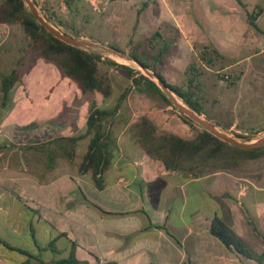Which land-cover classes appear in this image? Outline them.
<instances>
[{
	"label": "crops",
	"instance_id": "crops-1",
	"mask_svg": "<svg viewBox=\"0 0 264 264\" xmlns=\"http://www.w3.org/2000/svg\"><path fill=\"white\" fill-rule=\"evenodd\" d=\"M133 1L74 0L80 37L128 50L130 38L141 43L161 24L173 25L180 35L163 71L177 72L193 54L198 23L180 22L173 0L149 4L136 23ZM10 29L0 43V85L3 76L17 74L7 97L0 93V264H54L70 255L83 264H256L227 248L210 226L219 218L264 254V158L196 175L197 163L167 169L141 146L142 118L158 135L185 140L201 131L195 124L120 75L118 93L113 85L109 97L82 93L58 65L31 53L19 26ZM94 109L113 113L89 128ZM96 130L110 154L97 176L101 188L91 170H79Z\"/></svg>",
	"mask_w": 264,
	"mask_h": 264
},
{
	"label": "trees",
	"instance_id": "trees-1",
	"mask_svg": "<svg viewBox=\"0 0 264 264\" xmlns=\"http://www.w3.org/2000/svg\"><path fill=\"white\" fill-rule=\"evenodd\" d=\"M68 1L65 2V5L68 11H71ZM235 1L242 9H246V5L242 0ZM70 3H73V1L71 0ZM34 4L36 5L35 2ZM149 4L156 6V2L147 0V2L142 3L136 10V23L138 22L140 13ZM42 10L47 12L44 7ZM153 14L158 15V11L156 9L153 10ZM51 17L54 18V15L50 14L44 18L48 23L52 24ZM257 17L258 13L254 10L250 12L246 11L247 25L258 34H264L256 23ZM0 22L10 26H19L27 39L31 53L36 57L58 65L62 74L74 81L82 93L99 92L103 97L110 96L111 86L106 77L100 72V63H104L105 65L114 67L121 76L130 80L133 89L137 92L149 98L160 100L165 105L173 107V104L168 100L158 85L152 79L146 77L139 69L118 63L108 57L102 60L103 56L100 54L69 46L50 35L33 19L22 0H0ZM136 23L135 25H137ZM165 27L168 29V25L165 24ZM169 28L170 31L164 35L161 32V27H159L141 43H134L132 38H130L128 41V54L141 67L154 72L187 108L199 116H204L206 120L212 121L213 118L206 110L205 105L210 101L214 103L215 101L211 100L212 97L205 90L201 78L207 74L208 70L212 71L214 68H217L218 64H220V69L226 66L227 60L215 48L200 46V49H197L196 46L195 52L191 55V60L185 69L184 83L181 85L169 84L161 72L165 64L166 55L172 49L176 40L173 35L176 30L171 26ZM112 46L118 49L117 46ZM259 60L263 61L264 56L259 58ZM200 68L204 69V71H200ZM226 77L228 78L229 76ZM16 80L17 74L15 71L1 78L0 93L2 99L7 97L10 88ZM127 93L128 89L119 96V99H124ZM112 113L99 109L92 110L89 114L87 126L93 128L98 123L99 117L104 118ZM178 113L180 118L185 122L195 124L180 111ZM215 125L219 126L217 124ZM139 127L141 132V146L144 151L149 155H155L161 159L165 167L169 170L179 171L184 162L190 165L197 163V169L191 170L196 175L202 172V169L199 168L201 166L206 169L211 165V167H214L217 164L218 166L215 169H233L245 160L264 158V146L252 150H241L219 140L202 128L195 138L185 140L169 133L158 135L152 123L145 118H142ZM243 139L249 141L248 138ZM107 150L104 134L96 130L80 164L79 170L81 172L91 170L97 188L102 187L97 176L101 175L110 164V154ZM210 232L227 248L236 251L246 259L255 261L256 264H264V254H257L253 251L219 218L215 217L211 221ZM54 264L83 263L79 262L73 255H70L66 259L59 260Z\"/></svg>",
	"mask_w": 264,
	"mask_h": 264
},
{
	"label": "rangeland",
	"instance_id": "rangeland-1",
	"mask_svg": "<svg viewBox=\"0 0 264 264\" xmlns=\"http://www.w3.org/2000/svg\"><path fill=\"white\" fill-rule=\"evenodd\" d=\"M31 1L36 3L37 6H35L43 18L50 14L54 15V18L51 17L52 24H49L55 29L74 38L89 40L80 37L83 33V21L81 20L79 23L76 22L77 16L73 12L74 0H72L73 3H70L71 0L68 1L71 11H68L66 8L65 2L67 0ZM150 1L157 3L156 0ZM173 1L179 5L181 9L179 14L180 22H183L185 19H193L198 23L196 27L192 25L197 30L196 34L198 38L192 44L193 52H195L196 46L197 49H200V46H207L209 48H215L227 60L226 66L220 69V64H218L217 68H214L212 71L208 70L207 74L203 75L201 78L205 90L210 94L212 97L211 100H214L215 103L210 101L205 105L206 110L213 118L212 121L206 120L204 116L200 117L212 123L217 131L237 140L238 142L250 143L263 137L264 60L261 61L259 58L264 56V34H258L247 25L246 11L250 12L254 10L258 13L256 23L264 32V0H242L246 5V9H242L240 6L237 7V5L234 6V8L231 7L229 6L230 4L228 0ZM144 2H147V0H134L131 2V6L138 9L137 7ZM81 4V8H84V1H82ZM43 7L47 12L42 10ZM166 25H168V29L165 27L164 23L160 26L162 34H167V31H170L169 27L171 26L176 30L173 35L175 36V39H177L180 35L179 30L173 25ZM185 30L188 35H193L191 27L186 25ZM122 51L128 53L127 49ZM102 56V60H104L105 57H108L118 63L137 68L133 63H127L107 55ZM190 60L191 55L185 61H181L182 67H177V72H171L170 74L169 72L165 73L163 71V66L161 72L162 74L165 73L163 76H165L166 81L169 84L174 85L183 84L185 81V69ZM166 62L167 60L165 59V63ZM183 67L184 70L182 71ZM201 70L204 71V69L200 68V71ZM100 72L106 77L109 85L114 86V92L118 93L119 87L116 85L117 82H119V75L121 76V74L114 67L105 65L104 63H100ZM226 76L229 77L227 78ZM226 79L227 81H225ZM65 80L66 82L70 81L75 83L68 78ZM124 80L125 83L127 79L124 78ZM116 97L117 96L115 95V98ZM149 99L152 100V102H156L157 105H165L160 100ZM176 99L179 103L183 104L178 98ZM170 107L172 108V111L170 112L173 114L178 113V110L174 105L173 107ZM215 124L219 126H216ZM196 126L201 130L199 125L196 124ZM243 138H248L249 141ZM262 162H264V160ZM253 164H255V162H253ZM211 166L206 169L205 167L202 168V166L199 168L202 169V172H205L216 170L215 168L218 165L216 164L214 167ZM237 166L235 168H237ZM251 169L258 170L256 166H252Z\"/></svg>",
	"mask_w": 264,
	"mask_h": 264
},
{
	"label": "water",
	"instance_id": "water-1",
	"mask_svg": "<svg viewBox=\"0 0 264 264\" xmlns=\"http://www.w3.org/2000/svg\"><path fill=\"white\" fill-rule=\"evenodd\" d=\"M22 1L26 5L28 12L31 14L33 19L50 35L62 41L63 43L88 52H93L100 55H107L125 61L127 63H133L139 70H141L144 73L146 77L152 79L158 85L161 91L165 94L168 100L177 108L178 111H180L190 120H192L195 124L199 125L202 129L212 134L219 140L241 150H252L264 146V136L255 140L254 142L242 143L217 131L212 123L202 119L198 114L187 108L185 105L179 103L176 99L177 97L171 92V90L166 86V84L162 82L161 79L154 72H152L149 69L141 67L128 53L120 49H116L110 45H105L90 40L74 38L65 33H62L57 29H55L53 26H51L43 18V16L40 15L37 7L31 0H22Z\"/></svg>",
	"mask_w": 264,
	"mask_h": 264
},
{
	"label": "built area",
	"instance_id": "built-area-1",
	"mask_svg": "<svg viewBox=\"0 0 264 264\" xmlns=\"http://www.w3.org/2000/svg\"><path fill=\"white\" fill-rule=\"evenodd\" d=\"M10 35V25L0 22V43Z\"/></svg>",
	"mask_w": 264,
	"mask_h": 264
}]
</instances>
